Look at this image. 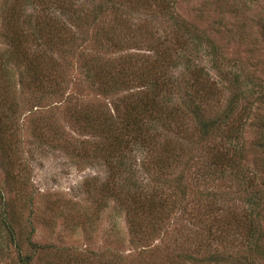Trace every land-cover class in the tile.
<instances>
[{
	"label": "rangeland",
	"instance_id": "obj_1",
	"mask_svg": "<svg viewBox=\"0 0 264 264\" xmlns=\"http://www.w3.org/2000/svg\"><path fill=\"white\" fill-rule=\"evenodd\" d=\"M86 1L85 5L89 7L99 4V0ZM124 1L123 7L114 4L113 11L105 13L99 20V34H108L110 26L116 25L113 21L116 16L120 21L125 20L123 26L127 33L133 32L132 41L139 39V42L135 49L109 50V55H103L105 63L118 66V61L129 59L127 55L150 60L148 57L156 47L158 49L154 39L170 32L175 23L182 21L204 32L218 46L221 57L228 61L226 71H230L229 74L243 77L250 74L264 83V0H163L173 3L169 11L178 21L156 16L158 0ZM15 4L16 1L0 0V27L12 15ZM20 9L22 11L23 3ZM22 12L33 14L35 11L26 7ZM59 14L54 15L59 20L61 31L58 33L62 42L71 49H81L88 42L87 36L90 38L86 30L88 25L75 23L64 14L59 17ZM91 20L92 17H88L82 22ZM26 27L32 26L26 24ZM134 30L146 33L140 37ZM132 41L119 36L118 45L132 48ZM3 47L0 33V50ZM196 57L199 64H204L209 73L214 74L209 69L210 57L204 51ZM52 58L57 63L63 60V56L55 52ZM7 67L9 77L6 79L10 81L8 86L3 83L1 89L4 104H13L10 107L13 117L9 116V122L8 119L5 122L10 126L8 131H2L0 126V195L5 203L8 225L14 230L15 245L0 228V264H21L19 255L29 257L30 264H249L246 248L241 246L238 221L239 218L242 222L256 220L253 216L245 218L244 214L250 212V206L244 201L247 194L236 193L231 179H220L210 167L203 151L218 144L212 142L203 147L202 155L198 156L199 163L193 164L187 174L182 170V164L194 148L193 140L187 139V135L193 134L194 127L189 130V126H182L188 128L185 135H174L170 129L167 137L163 134L158 146L166 145L167 151L175 154L181 151L180 162L172 159L170 172L167 170L164 176L153 180L144 179L141 187L145 192L141 191L140 196L149 198L152 195L156 199L161 196L172 206V212L165 219L153 220L158 224L154 234L147 230L150 224L147 219L154 216L145 210L144 215L140 212L141 217L137 215L136 219L144 223V236L133 240L128 216L113 198L104 197L101 191L109 174L101 154H96L95 150V142L101 139L89 131L91 128L82 132L84 124L76 123L72 116L85 108L99 110L104 106L112 110L114 97V101H121L136 94L137 90H121L112 97L102 98L83 77L75 78V74L69 72L64 75V81L58 80L57 88L60 89L53 90L61 95H43L34 88L23 86L21 81L29 80L23 67ZM182 72V66L171 68L168 78L178 80ZM177 96L178 92H173L170 103L177 104L176 108L186 117ZM39 97L42 101L37 103L35 98ZM3 112L7 111L4 109ZM250 113H254V125L244 127L242 137L246 145L252 147L258 137V126L264 124V104H255ZM250 113L247 121L251 119ZM100 132L98 129L97 134ZM257 157L263 158V151L260 150ZM249 159L251 162L252 158ZM145 161L140 151L133 152L128 159V164L133 165L132 177L142 179L141 172L134 167H141ZM245 174L241 169L239 176ZM254 177L261 178L260 189L262 187L264 191L263 171ZM138 179L135 180L137 184ZM179 188H185L184 197ZM213 206L219 208L217 215L208 211ZM215 216L221 219L220 226L227 224L233 230L219 235L221 245L210 247L216 240L211 235L206 236V229ZM259 222L264 229V221ZM219 230L226 231V227ZM202 245L209 248L206 251L204 247L199 249ZM255 259L258 264H264L259 253Z\"/></svg>",
	"mask_w": 264,
	"mask_h": 264
},
{
	"label": "trees",
	"instance_id": "obj_2",
	"mask_svg": "<svg viewBox=\"0 0 264 264\" xmlns=\"http://www.w3.org/2000/svg\"><path fill=\"white\" fill-rule=\"evenodd\" d=\"M12 1H16L12 15L7 17L0 27L4 43L3 49L0 50L1 130L8 131L10 126H6L5 122L7 119L9 122V116L13 117L10 108L13 104L8 106L4 104L5 99L1 89L4 86L3 83L8 86L10 81L6 79L9 77L7 66L23 67L29 78L28 82L21 81L23 86L27 89L34 88L43 95H61L53 90L60 89L57 88L60 84L58 80L64 81V75H68L69 72L72 75L75 74V78L83 77L85 82L102 98L112 97L121 90H137L136 94L128 95L121 101H114V97L111 102L112 110L104 106L99 110L85 108L72 116L76 123L84 124L82 132L86 128H91L92 130L89 131L101 139L95 142V150L96 154H101L109 173L107 184H102L101 191L104 197L113 198L128 216V224L134 234L133 240L142 239L144 236L142 230L144 223L141 219H136L137 215L141 217L140 214L144 215L146 211L148 215L154 216L153 219L150 216L147 219L150 222L147 230L152 232L150 234H154L158 224L153 220L165 219L172 212V206L162 200L161 196L157 199L152 195H149V198H142L141 184L144 179L153 180L154 177L164 176L167 170L170 172L172 169L170 160L178 159V163L180 162L181 151L175 154L167 151L166 145H158L164 138L163 134L168 136V129L173 130L174 132L171 133L174 135L175 133L185 135L184 131L188 128L182 126H189V130L192 127L194 129L191 130L193 134L189 137L187 135V139L193 140L194 148L182 164V170L188 174L192 165L199 163L198 156L206 152L210 167L217 176H220V179L230 178L235 184L236 193L247 194L244 201L250 206V212L244 215L245 218L253 216L256 221L247 219L242 222L239 218L241 246L246 248L249 264H258L255 259L258 253L264 259V229L259 222V220L264 221L262 216L264 191L262 187L260 189L261 178L254 177L256 174L259 176L260 171L264 173V157L260 159L257 157L260 150L264 155V124L258 126V137L252 146L256 151L251 145L247 146L242 137L244 127L254 125L255 116L254 113H250L251 108L255 104H264L262 80L250 74H245V77L241 74H229L230 71H226L229 67L228 61L221 57L218 46L198 28L178 21L176 16L173 18L171 10L169 11L173 3L170 4L167 1H156L155 5L158 8L156 16L177 20L179 24L175 23L174 27L170 28L171 31L165 32L163 36L156 35L157 38L153 42L158 45V49L156 47L153 54L148 57L150 60L142 57L135 58V56L131 58L127 55L129 59L117 60L118 66L105 63L103 55H109V50L135 49L139 39L133 42L130 38L133 37V32L127 33L126 27L123 26L125 20L120 21L116 16L113 21L118 27L116 29V25L110 26L108 34H99L98 23L105 13L113 11L114 4L123 7L124 0H99V4L93 7L85 5L86 0ZM21 3H23L22 11L28 7L35 12L24 14L20 9ZM85 7L89 10L85 11ZM19 11H21L20 14ZM54 14H59V17L64 14L75 23L88 25L86 30L90 38L87 36V44L81 49H71L62 42L58 33L61 27ZM88 17H92L90 22H82ZM26 24L32 27L27 28ZM80 24L77 26L82 28ZM96 28L98 30L95 33ZM134 31L140 37L146 33L143 31L141 33V30ZM119 36L128 38L134 43V47H120ZM200 51H204L210 57L209 69L214 74L209 73L204 64L197 62L196 55ZM53 52L63 56L60 63L53 61ZM178 66L183 67L181 78L178 80L168 78L169 70ZM173 92L174 94L178 92L177 99L180 101L178 104H182L180 106L187 113L186 117L176 108L177 104L170 103ZM35 99L37 103L42 101L40 97ZM4 109L6 113L3 112ZM249 113L251 119L247 121ZM93 126L101 132L97 134L98 129ZM212 142L218 145L215 148L211 145V148L203 151V147ZM136 150L143 154V160L146 159L141 167H134L138 173L141 172V180L132 177L134 171L131 166L133 165L128 164L129 157ZM249 157L252 158L251 162ZM241 169L246 172L242 177L239 176ZM180 178L179 176V183ZM136 179L139 184L136 183ZM174 186L178 189L177 183H174ZM180 189L184 197L186 190ZM208 195L214 196L211 193ZM0 206V228L3 234H7L10 243L15 245L14 230L8 225V215L1 195ZM218 210L217 206H213L208 211L217 215ZM221 223V219L215 216L206 229V236L211 235L216 240V243L211 244L210 247L221 245L218 240L219 235H225L226 232L233 230L227 224L220 226ZM239 224L236 223L237 229ZM247 226L250 231L252 230L251 233L248 232ZM225 227L226 231L219 230ZM203 247L205 251L209 248L202 245L199 249ZM19 262L30 264V258L19 255Z\"/></svg>",
	"mask_w": 264,
	"mask_h": 264
}]
</instances>
